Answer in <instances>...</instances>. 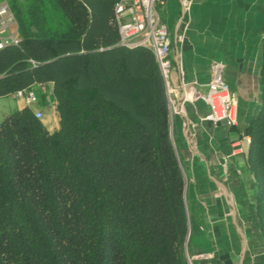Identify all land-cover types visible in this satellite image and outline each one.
<instances>
[{"label": "trees", "instance_id": "16d2710c", "mask_svg": "<svg viewBox=\"0 0 264 264\" xmlns=\"http://www.w3.org/2000/svg\"><path fill=\"white\" fill-rule=\"evenodd\" d=\"M9 2L21 42L0 49V95L52 82L59 126L29 106L0 122V264H189L186 180L154 54L111 46L109 0L83 31L63 0ZM261 92L247 161L264 238V41Z\"/></svg>", "mask_w": 264, "mask_h": 264}, {"label": "crops", "instance_id": "0c3cea01", "mask_svg": "<svg viewBox=\"0 0 264 264\" xmlns=\"http://www.w3.org/2000/svg\"><path fill=\"white\" fill-rule=\"evenodd\" d=\"M63 1L67 15L82 31L92 11L101 13L105 5V0ZM95 1L98 8L92 6ZM113 2L109 0L108 11ZM160 14L172 42L167 95L172 138L186 180L187 253L193 264H264L256 207L259 186L242 140L262 104L264 0H192L189 9L181 0H166ZM214 60L225 63L224 77L237 95L234 125L207 119L209 105L194 97L207 91ZM36 83L32 86L39 89ZM42 87L41 100L29 107L41 109L42 120L53 130L59 126L53 83ZM9 95L16 104L0 121L27 106ZM239 139L243 146L235 151Z\"/></svg>", "mask_w": 264, "mask_h": 264}, {"label": "built area", "instance_id": "2783aa9c", "mask_svg": "<svg viewBox=\"0 0 264 264\" xmlns=\"http://www.w3.org/2000/svg\"><path fill=\"white\" fill-rule=\"evenodd\" d=\"M165 2L166 0H115L112 19L116 25L117 40L111 46L144 48L151 51L159 64L167 89L172 67L170 60L172 42L168 25L160 14V6ZM191 4L192 0H181L184 9H189ZM20 42L19 23L11 4L8 0H0V49L7 45H20ZM29 61L33 65L37 64L33 58H29ZM224 70L223 61H212L207 91L205 93L196 92L194 97L203 99L209 105L210 112L206 116L207 119L234 125L237 123V95L227 83ZM10 94L22 99L27 106L39 102L38 91L34 86L19 88ZM34 114L37 118L44 116L41 109L35 110ZM242 140L249 145L250 135L245 134ZM242 146L241 139L235 141V151L241 149ZM188 263L193 264L189 255Z\"/></svg>", "mask_w": 264, "mask_h": 264}, {"label": "rangeland", "instance_id": "374dc122", "mask_svg": "<svg viewBox=\"0 0 264 264\" xmlns=\"http://www.w3.org/2000/svg\"><path fill=\"white\" fill-rule=\"evenodd\" d=\"M92 6L94 8L95 6L98 8V1H95V4ZM36 85H38L39 89H41V85H46V84L40 82L38 84L36 83ZM15 104H16V100L13 97H11L9 94L0 95V116H2L6 112L7 108L14 107ZM43 118L44 116L42 117V119Z\"/></svg>", "mask_w": 264, "mask_h": 264}, {"label": "water", "instance_id": "95a60500", "mask_svg": "<svg viewBox=\"0 0 264 264\" xmlns=\"http://www.w3.org/2000/svg\"><path fill=\"white\" fill-rule=\"evenodd\" d=\"M32 29H33V30H36L35 26H32Z\"/></svg>", "mask_w": 264, "mask_h": 264}]
</instances>
